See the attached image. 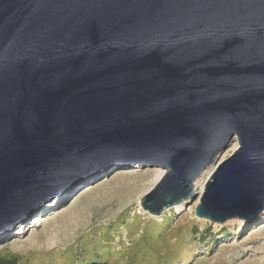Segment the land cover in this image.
Listing matches in <instances>:
<instances>
[{
    "label": "water",
    "instance_id": "water-1",
    "mask_svg": "<svg viewBox=\"0 0 264 264\" xmlns=\"http://www.w3.org/2000/svg\"><path fill=\"white\" fill-rule=\"evenodd\" d=\"M264 208V0H0V243L119 163L160 215Z\"/></svg>",
    "mask_w": 264,
    "mask_h": 264
},
{
    "label": "rangeland",
    "instance_id": "rangeland-1",
    "mask_svg": "<svg viewBox=\"0 0 264 264\" xmlns=\"http://www.w3.org/2000/svg\"><path fill=\"white\" fill-rule=\"evenodd\" d=\"M229 147L222 160L235 149ZM155 168L119 163L88 190L71 188L40 221L33 216L1 242L0 257L16 256L17 264H264V208L250 220L212 222L196 216L203 192L194 189L178 208L150 214L140 198Z\"/></svg>",
    "mask_w": 264,
    "mask_h": 264
},
{
    "label": "bare ground",
    "instance_id": "bare-ground-1",
    "mask_svg": "<svg viewBox=\"0 0 264 264\" xmlns=\"http://www.w3.org/2000/svg\"><path fill=\"white\" fill-rule=\"evenodd\" d=\"M230 147L229 148H236L237 146V141L236 139L234 138L231 142H230ZM228 148V149H229ZM227 149H225L219 156H218V159H217V162L215 164H212V165H209L208 167H206L194 180V183H193V187L195 190H197L198 194H201L203 191H204V187H205V182H206V179H207V176L204 175V174H210L214 167L216 166L217 163H219L223 156H224V153ZM165 173V170L162 169V168H155L154 169V172L152 173V176H151V187L161 178V176ZM90 187L89 185H85V187L83 189H86L88 190ZM63 197V195L61 196H58L54 199V201H58L60 200L61 198ZM183 202H186L185 200H182L180 203H177V204H174L175 207L178 208V206L180 204H182ZM181 206V205H180ZM256 215V214H255ZM255 215L253 217H255ZM252 217V218H253ZM34 218H36L37 221H40L41 220V216L40 215H36L34 216ZM244 222H247V221H244ZM244 224V223H242Z\"/></svg>",
    "mask_w": 264,
    "mask_h": 264
},
{
    "label": "trees",
    "instance_id": "trees-1",
    "mask_svg": "<svg viewBox=\"0 0 264 264\" xmlns=\"http://www.w3.org/2000/svg\"><path fill=\"white\" fill-rule=\"evenodd\" d=\"M0 264H17V257H0Z\"/></svg>",
    "mask_w": 264,
    "mask_h": 264
}]
</instances>
